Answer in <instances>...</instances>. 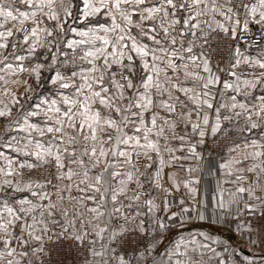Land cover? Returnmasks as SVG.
Here are the masks:
<instances>
[{
  "label": "snow or ice",
  "instance_id": "1",
  "mask_svg": "<svg viewBox=\"0 0 264 264\" xmlns=\"http://www.w3.org/2000/svg\"><path fill=\"white\" fill-rule=\"evenodd\" d=\"M0 264H264V0H0Z\"/></svg>",
  "mask_w": 264,
  "mask_h": 264
},
{
  "label": "crops",
  "instance_id": "2",
  "mask_svg": "<svg viewBox=\"0 0 264 264\" xmlns=\"http://www.w3.org/2000/svg\"><path fill=\"white\" fill-rule=\"evenodd\" d=\"M197 223L199 224V227H200L202 230L210 231V232H212L213 234H219V233H222L223 238H226V239H235L234 234L228 232V231L225 230V229H217V227L214 226V225H211L210 222H197ZM172 238L174 239L175 236L173 235Z\"/></svg>",
  "mask_w": 264,
  "mask_h": 264
}]
</instances>
